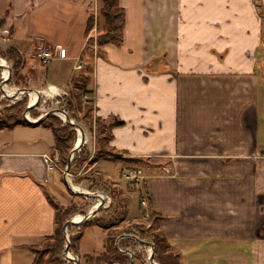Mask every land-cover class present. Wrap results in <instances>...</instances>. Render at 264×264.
I'll list each match as a JSON object with an SVG mask.
<instances>
[{
    "label": "crops",
    "instance_id": "0c3cea01",
    "mask_svg": "<svg viewBox=\"0 0 264 264\" xmlns=\"http://www.w3.org/2000/svg\"><path fill=\"white\" fill-rule=\"evenodd\" d=\"M119 5L123 42L106 44L103 56L91 51L83 98L102 121L122 122L112 126L110 145L118 159L141 161L139 196L160 217L180 264H264V0ZM89 17L85 0H0L1 51L17 50L22 74L38 87L51 82L47 69L29 68L35 45L61 46L53 78L67 87L78 76L63 65L75 61L77 69L90 52ZM40 130L12 140L0 131V264H33L29 247L55 233L57 169L48 170L43 156L55 139ZM103 160L119 161L96 164ZM83 225L71 226V236ZM84 234L79 247L106 248V231L88 240ZM120 243L123 250L133 245Z\"/></svg>",
    "mask_w": 264,
    "mask_h": 264
},
{
    "label": "rangeland",
    "instance_id": "374dc122",
    "mask_svg": "<svg viewBox=\"0 0 264 264\" xmlns=\"http://www.w3.org/2000/svg\"><path fill=\"white\" fill-rule=\"evenodd\" d=\"M87 2L89 12H90V17L93 18V23L91 25V28L88 30L87 33V39H93L94 43V48L97 47V39L98 37L103 33L104 29V19L100 15V7H101V1L99 0L98 2L95 3V1H89L85 0ZM38 45H43L44 47H49L52 48L54 46L50 45H45L44 43L37 44ZM35 49V47H34ZM33 49V50H34ZM90 52L91 50L88 49ZM4 51H1L0 47V58H2L1 61L4 62H10L13 66L12 73L14 71V66L16 64L17 57L15 54H11L10 51L4 47ZM86 52V56L83 60L77 61V69H74V62L73 61H68V65H63V67H69V71L71 72L72 75H77L78 78L73 81L72 83L69 84V86L65 87H57L56 82H58V79L53 78V71L54 69L61 68L62 64L58 63V61H50L52 65H48L49 63H45L36 57H34L31 54L30 61L28 63L29 68H33L35 65H39L43 67V70L47 69L49 76V81L51 82L50 84L46 85L42 84L39 85L38 87L33 86L32 83H29V77L26 74H22V69L20 70L19 74L17 75L16 79L12 78L13 74L11 77L8 78V81L5 83L4 87L6 89V92L12 93L13 91H17L19 88H32L41 91L40 96H39V104L37 105V108H32L31 110L37 114V118L41 117L43 114L51 111V110H60L66 112L68 114V117L70 120H72L74 123H78L81 125V127L85 130V141L83 145L79 148L76 149L74 152V155L76 154L78 156V163L76 166L70 167L69 172L66 171V168H61L60 167V157L59 153L57 150L53 148L52 151H49L47 153H50L52 155H57L58 157V166L59 169H57V179L55 178V187L54 188V193L56 196L55 197V202L58 203L60 206H69L73 205L78 208V211L71 216L69 219H74V220H79L82 219L83 216L89 212L91 209H93L97 203L96 198L92 197H86L83 196L82 194L75 193L68 189L64 183V176L66 175L68 178V181H70L71 184H73L75 187H78V189L83 190V191H88L90 193L94 191H102L106 194H108L109 200L108 203H113L115 207V211L112 212L111 214H106L105 209H101L98 214L91 218L90 220L86 221L83 226L80 228L81 234L83 232L85 233V239L88 240L91 235L93 236L94 234L99 235L100 233L107 232L110 237L109 239H113L117 235H120L121 233H127L129 232H134L136 229L139 231V233L143 236L145 239H152V235L155 234V230L157 228L156 223L154 220H152L151 215L148 219L144 218V212L142 213V206H141V198L139 196V191L135 189L133 185H131L123 176H122V171L125 168V165H123L122 162L120 161H108V160H103L99 164H94L91 165V162L89 163V157H91L95 151V148L98 149V144L95 143V135L99 139L100 137H103L101 139V143L104 146L103 149H106L110 151L109 146L107 147V141L106 136H109L107 133L103 132V134L100 133L101 129L100 123H96V119L98 118L95 114V108L94 104L90 101V99L83 98V95L87 92H80L77 89H74L75 91V97L81 95L82 98L80 102V106L78 107V104L74 98V93L71 94V88L75 85H82L85 80H90L91 78V59L89 58V55L92 54V52ZM23 56H25L23 54ZM24 58V57H23ZM82 64V65H81ZM48 65V66H47ZM80 66V67H79ZM5 68H0V77L2 74L5 73ZM55 83V84H54ZM60 84V83H58ZM87 87V86H86ZM36 94L34 93V96L32 93H19L16 96H7L4 94V91L0 89V111L5 110L4 105H13L16 102L22 101V103L27 107L32 101H36ZM72 99L71 104H68V101ZM90 112V115L92 116V119L94 120V130L93 134L88 132L85 128L84 125L85 123L82 121L83 114L85 111ZM56 112V111H55ZM52 117H56L61 120V122L66 125L69 123L66 121V119H62L61 117L57 115H51ZM49 116V117H51ZM29 117L32 119L31 115L29 114ZM48 117V118H49ZM46 118L45 120H47ZM100 119V118H99ZM44 120V121H45ZM101 120V119H100ZM42 121V122H44ZM101 123H106L101 120ZM52 129L50 127L44 126L42 123L39 125H32V124H23V125H17L14 130L11 131V129H5V130H0V131H7L2 136H4L7 139H21V138H31L34 135H36V131L40 129ZM75 141L73 144V147L79 142L81 139V135H79L78 129L75 128ZM41 131V130H40ZM97 131V132H96ZM51 134L53 133L49 131ZM99 143V145L101 144ZM100 147V146H99ZM111 155L118 158L119 156H122L119 154L117 151H110ZM45 154V153H44ZM73 155V157H74ZM44 156V155H43ZM88 157V158H87ZM82 158H87L84 163H82L81 159ZM103 158H108V157H103ZM102 158V159H103ZM122 158V157H120ZM136 166H141V164L136 165ZM56 174V173H55ZM54 174V175H55ZM128 184V185H127ZM127 193V196L124 194ZM140 197V198H139ZM111 201V202H110ZM109 205V204H108ZM97 224V227L95 231H92L94 229H90L86 226H89L91 224ZM102 225V226H101ZM142 226V230L138 227ZM86 227V228H84ZM71 226L68 227L67 233L69 235V239L73 236L79 233L78 229L74 233H72L71 236V231L74 230ZM78 228V227H76ZM75 228V230H76ZM88 228V229H87ZM85 229V230H84ZM146 230V232H144ZM92 233V234H91ZM141 236V237H142ZM108 238L106 239V243L109 240ZM105 241V240H104ZM43 242V241H42ZM42 242L39 244L41 245ZM50 244V243H49ZM126 244V243H125ZM124 243L123 245H120V248L123 250L124 247L126 246ZM38 245V246H39ZM66 242L63 244V248L65 247ZM76 244L71 242L69 243V254L70 255H77L79 258V264H90L91 261L89 260L90 258H97L100 256L101 253L104 252L102 250V245H98L97 247H79L77 244V249H75ZM128 247V246H127ZM135 250V258L133 264H148L147 263V256L149 254V251L143 250L141 247L134 248ZM119 251V250H118ZM120 252V251H119ZM173 253H177L176 251L172 250ZM121 253V252H120ZM122 254V253H121ZM124 255V254H123ZM127 255V254H125ZM48 257V256H47ZM128 257V258H127ZM126 261L124 259V262L120 264H129V255L125 257ZM46 259V257H45ZM181 263V262H180ZM59 264H75L74 259H69L66 257H61L60 263Z\"/></svg>",
    "mask_w": 264,
    "mask_h": 264
},
{
    "label": "trees",
    "instance_id": "16d2710c",
    "mask_svg": "<svg viewBox=\"0 0 264 264\" xmlns=\"http://www.w3.org/2000/svg\"><path fill=\"white\" fill-rule=\"evenodd\" d=\"M101 1V7H100V15L104 19V29L103 33L98 37L97 39V47L94 48L93 39H87L86 43V49H90L92 52H95L98 56L104 55V46L108 43H114L116 45H121L123 42V31L125 27V11L122 7L119 5V0H100ZM260 7V6H259ZM260 12L261 9H259ZM263 15V13H262ZM93 23V18L89 17L88 24H87V32L91 28V25ZM10 53L13 55L15 54L17 57L15 68L13 71L12 78L16 79L17 75L19 74L20 70L23 68L22 63V56L20 53L15 50L14 48L9 49ZM7 76V73L5 74V77ZM87 82L88 80H85V82L82 85H75L71 88V94L74 93V98L78 104V107L80 106V100L79 98H82V94L75 97V90H79L81 93L87 91ZM15 95V93L13 94ZM11 96V95H10ZM80 101V102H79ZM72 99L68 101V104H71ZM31 104V103H30ZM5 110L0 111V130L5 129H13L17 125H25L30 124L27 122V120L24 118L23 113L26 109V106L22 103V101H18L14 103L13 105H4ZM33 110V109H32ZM32 110L28 112L31 115L32 119L37 118V114L34 113ZM90 112L88 110L85 111L82 117V121L85 123L84 128L93 134L94 130V120L92 119V116L90 115ZM55 115L61 117L62 119H65V114L61 113L59 111H56L54 113ZM100 123V133L103 134V132L107 133L109 136H106L107 141V147L109 146L110 151L114 152V148L110 145V141L112 138L111 135V128L114 125H121V121H115L112 124L107 123H101V120L99 118L96 119V123ZM44 126H48L52 129L54 134V149L58 151L59 157H60V167L66 168L68 165V157L71 149L73 148V144L75 141V127L72 125H64L60 119L56 117H49L47 120L42 122ZM79 131V130H78ZM95 131V130H94ZM97 132V131H96ZM79 135H81L79 131ZM95 143L98 144V149L95 148L94 154L91 157H87L89 160V163L91 162V165L96 164L99 160H101L103 157L113 158L115 160H119L122 163H124L125 166L130 167H138L136 165H140V160L135 159H128V158H116L111 155V152L103 149L104 146L101 143V139L103 137H100L99 139L95 135ZM99 143H101L99 145ZM100 146V147H99ZM87 158H82L81 161L84 163V161ZM78 163V156L75 154L72 162L71 167L76 166ZM123 172V171H122ZM51 203L54 205L56 209L55 213V222H56V229L54 235L51 237H47L43 240L41 245L37 246H31L29 247L30 250L33 251L35 254V259L33 264H59L61 257H63V244L66 242V237L63 232V226L65 222L71 218L72 215H74L78 208L69 205V206H60L58 203H56L53 199H50ZM106 214H111L115 211L114 204L112 203L108 208L105 209ZM151 218L156 223V232L152 235L151 241L155 245V259L159 264H180V255L178 253H173L172 248L170 244L168 243L166 237L164 236L163 232L160 229V217L156 215L155 213H151ZM142 230V226L138 227ZM144 229V228H143ZM146 232V230H144ZM122 234V233H121ZM119 235L114 237L113 239H109L106 244V248L103 253L100 254L97 258H90L91 261L90 264H114V263H122L124 262V259L126 261V256L121 254L118 249L116 248L115 242ZM81 237V232L77 234V236H72L70 238L72 244L75 243V249H77L78 240ZM50 243V244H49ZM121 245V243L119 242ZM48 256V257H47ZM46 257V259H45ZM128 258V257H127ZM130 261V258H129Z\"/></svg>",
    "mask_w": 264,
    "mask_h": 264
},
{
    "label": "water",
    "instance_id": "95a60500",
    "mask_svg": "<svg viewBox=\"0 0 264 264\" xmlns=\"http://www.w3.org/2000/svg\"><path fill=\"white\" fill-rule=\"evenodd\" d=\"M0 68H6L8 71H7V76L5 77V75H2L0 77V89L4 91V94L7 95V96H10L7 94L6 92V89L4 87L5 83L8 81V78L11 73H12V70H13V66L10 62H5L4 65H1L0 64ZM35 93L37 98H36V101L33 103V104H29L24 113H23V116L24 118L27 120V122H29L30 124L32 125H39L42 123V121H44L46 118H48L49 116L51 115H54L55 111H59L61 113H64L65 114V119L66 121L72 125L73 127H75L76 129H78L81 133V139L79 140V142L75 145V147H73L69 153V157H68V165L66 167V171L69 172L70 170V167H71V162H72V159H73V155H74V152L76 149H79L84 141H85V130L81 127L80 124L78 123H74L72 120L69 119L68 117V114H66V112L64 111H60V110H51L45 114H43L41 117H39L37 120H31L29 117H28V112L36 107L38 104H39V96H40V93L38 90L36 89H32V88H19L16 92H15V95H11V96H16L17 94L19 93ZM64 183L65 185L68 187V189H70L71 191L75 192V193H79V194H82L83 196H86V197H92V198H96L99 200V203L93 208L91 209L87 214H85L83 216L82 219H79L78 221L74 220V219H68L64 226H63V232H64V235L66 237V245L63 249V256L66 257V258H69V259H74V262L75 264H79V258L77 255H74L73 257H71L68 252H69V243H70V239H69V235L67 233V229L69 226H79V225H82L84 224L86 221L90 220L91 218H93L94 216L97 215V213L102 209L104 203H105V200H106V197L104 195V193L102 191H94L92 193L88 192V191H83V190H80L78 188H76L75 186H73L70 181H68V178L67 176L65 175L64 176ZM122 238H131L133 239L134 241H137L139 243H142L146 246H149L151 248V252H150V255H149V263L150 264H158V263H154V256H155V245L152 241H143V240H140L138 239L136 236L132 235V234H128V233H124L120 236H118V238L116 239V242H115V245H116V248L122 253V254H127L129 255L130 257V263L129 264H133L134 262V258H135V253L132 249L128 248V249H125V250H122L119 246V242ZM114 264H118V263H114Z\"/></svg>",
    "mask_w": 264,
    "mask_h": 264
},
{
    "label": "built area",
    "instance_id": "2783aa9c",
    "mask_svg": "<svg viewBox=\"0 0 264 264\" xmlns=\"http://www.w3.org/2000/svg\"><path fill=\"white\" fill-rule=\"evenodd\" d=\"M63 54V48L59 45H56L52 48L49 47H44L43 45H38L35 46V49L32 51V55L34 57H36L37 59L45 62V63H49L50 61H52L53 59L57 58V57H61ZM80 67V66H79ZM4 75V74H3ZM37 108V107H34ZM44 158L47 164V168L50 171H54L56 169H59L58 166V157L57 155H52L50 153H45L44 154ZM168 172V171H167ZM122 176L131 184L135 187V189L137 191H143V187H144V180L146 178V174L144 172V170L140 167H130L125 169L122 172ZM105 195V193H104ZM141 206L142 208L145 209L144 212V218L148 219L150 217V212L148 211L149 209V200L145 195L141 196ZM110 198L107 195V199L105 200L106 203L105 205L107 206L109 203ZM149 255L150 252L147 256V263H148V259H149ZM72 256V255H70Z\"/></svg>",
    "mask_w": 264,
    "mask_h": 264
},
{
    "label": "flooded vegetation",
    "instance_id": "af4514ba",
    "mask_svg": "<svg viewBox=\"0 0 264 264\" xmlns=\"http://www.w3.org/2000/svg\"><path fill=\"white\" fill-rule=\"evenodd\" d=\"M107 195L108 194H106L105 193V197H106V199H107ZM109 197V196H108ZM111 200V199H110ZM111 202V201H110ZM105 203H106V201H105ZM105 203H104V205H105ZM109 205H111V203H109ZM128 234H132V235H134V236H136L138 239H140V240H143V241H151L150 239H145V238H143V236L139 233V231H137L136 229L134 230V232H127ZM142 236V237H141ZM128 239H130V240H132V243H133V245L132 246H130V247H127V249L128 248H130V249H132L133 251H134V253H136L135 252V250H134V248H137V246L138 247H141L143 250H147V252L149 251L150 252V247L149 246H146V245H144V244H142V243H139V242H137V241H134L133 239H131V238H128ZM154 263H158L157 261H156V259H155V256H154ZM118 264H120V263H118ZM148 264H150L149 263V261H148ZM159 264V263H158Z\"/></svg>",
    "mask_w": 264,
    "mask_h": 264
},
{
    "label": "bare ground",
    "instance_id": "6f19581e",
    "mask_svg": "<svg viewBox=\"0 0 264 264\" xmlns=\"http://www.w3.org/2000/svg\"><path fill=\"white\" fill-rule=\"evenodd\" d=\"M2 65H4V64L2 63ZM14 93H15V91L12 92V93H9V92L7 91V94H8V95H13Z\"/></svg>",
    "mask_w": 264,
    "mask_h": 264
}]
</instances>
